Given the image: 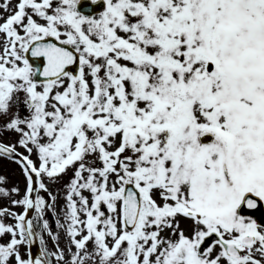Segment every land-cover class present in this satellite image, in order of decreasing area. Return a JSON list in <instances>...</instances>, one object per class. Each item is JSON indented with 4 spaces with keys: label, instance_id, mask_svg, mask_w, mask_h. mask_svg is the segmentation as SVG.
I'll use <instances>...</instances> for the list:
<instances>
[{
    "label": "snow or ice",
    "instance_id": "1",
    "mask_svg": "<svg viewBox=\"0 0 264 264\" xmlns=\"http://www.w3.org/2000/svg\"><path fill=\"white\" fill-rule=\"evenodd\" d=\"M4 161L0 264H264V0H0Z\"/></svg>",
    "mask_w": 264,
    "mask_h": 264
},
{
    "label": "rangeland",
    "instance_id": "2",
    "mask_svg": "<svg viewBox=\"0 0 264 264\" xmlns=\"http://www.w3.org/2000/svg\"><path fill=\"white\" fill-rule=\"evenodd\" d=\"M0 175H7L10 178V184L20 181L21 191H23L24 183L17 166L4 161L2 164H0ZM17 211H19V209H17Z\"/></svg>",
    "mask_w": 264,
    "mask_h": 264
},
{
    "label": "water",
    "instance_id": "3",
    "mask_svg": "<svg viewBox=\"0 0 264 264\" xmlns=\"http://www.w3.org/2000/svg\"><path fill=\"white\" fill-rule=\"evenodd\" d=\"M81 10H83V6H81ZM97 10H99V9H97ZM37 64H38L39 66H42V64H43V59L40 58V59L37 61ZM246 210H247V209H246ZM248 211H249V210H248ZM250 211L253 212V213H260V212H262L260 206H258L257 209L250 210ZM37 248H38V245L36 244V245L33 246L32 251L35 253Z\"/></svg>",
    "mask_w": 264,
    "mask_h": 264
}]
</instances>
